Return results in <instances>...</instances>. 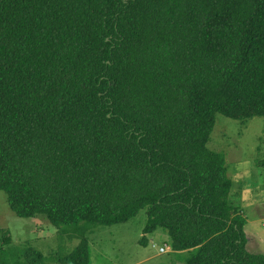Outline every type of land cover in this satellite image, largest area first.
<instances>
[{"label":"trees","instance_id":"1","mask_svg":"<svg viewBox=\"0 0 264 264\" xmlns=\"http://www.w3.org/2000/svg\"><path fill=\"white\" fill-rule=\"evenodd\" d=\"M218 113L264 116V0H0V191L83 229L57 264L145 207L175 264H264L208 147ZM44 260L0 229V264Z\"/></svg>","mask_w":264,"mask_h":264},{"label":"rangeland","instance_id":"2","mask_svg":"<svg viewBox=\"0 0 264 264\" xmlns=\"http://www.w3.org/2000/svg\"><path fill=\"white\" fill-rule=\"evenodd\" d=\"M208 147L225 153L228 175L233 180L230 202L240 207L247 219L248 249L264 253V116L241 121L218 113ZM148 220L145 207L129 221L89 227L91 264L183 263L184 255L190 252L173 251L170 236L162 228L145 232ZM62 226L54 225L44 215H16L6 193L0 191V229L11 231L14 244L29 242L43 254L44 264H57L60 256L68 255L81 243L79 236L68 234L83 229ZM79 227L83 228L84 223ZM143 237L146 243L141 241Z\"/></svg>","mask_w":264,"mask_h":264},{"label":"built area","instance_id":"3","mask_svg":"<svg viewBox=\"0 0 264 264\" xmlns=\"http://www.w3.org/2000/svg\"><path fill=\"white\" fill-rule=\"evenodd\" d=\"M160 251L163 252V251H165V249L164 248H161Z\"/></svg>","mask_w":264,"mask_h":264}]
</instances>
